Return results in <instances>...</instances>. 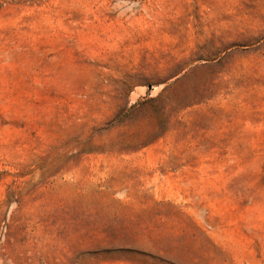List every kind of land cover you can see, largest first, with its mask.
Here are the masks:
<instances>
[{"label":"rangeland","instance_id":"rangeland-1","mask_svg":"<svg viewBox=\"0 0 264 264\" xmlns=\"http://www.w3.org/2000/svg\"><path fill=\"white\" fill-rule=\"evenodd\" d=\"M0 264H264V0H0Z\"/></svg>","mask_w":264,"mask_h":264}]
</instances>
